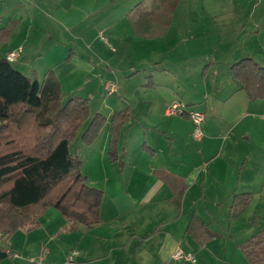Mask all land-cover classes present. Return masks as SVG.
<instances>
[{
    "label": "crops",
    "instance_id": "1",
    "mask_svg": "<svg viewBox=\"0 0 264 264\" xmlns=\"http://www.w3.org/2000/svg\"><path fill=\"white\" fill-rule=\"evenodd\" d=\"M214 1L211 13L220 17L225 11L243 13L249 3L226 0L220 7L221 0ZM139 2L144 11L137 21H130V10ZM259 2L253 8L262 18L255 23L258 37L264 34L260 31L264 27V3ZM157 5V0H0V29L18 21L9 39L0 42V58L21 47L15 68L38 80L52 70L64 96L76 97L74 94L82 91L95 99L101 89L107 91L106 83L111 79L122 85L117 93L121 107L108 112L109 117L96 113L104 116L106 123L86 153L91 164L85 171L82 167L87 184L103 192L100 223L69 229L58 210L49 207L37 228L18 230L8 239L0 235V247L10 251V257L0 259V264H62L73 250L77 254L72 264H189L172 259L178 246L194 254L192 264H249L239 245L264 226V180L242 177L249 171V156L242 157L241 162L237 154L221 157L225 144L216 143L219 135L213 132L211 122L203 127L206 136L197 138L199 146L190 151L184 138L192 132L191 119L166 115L169 91L178 84L169 85V81L158 78L162 62L154 61L153 52L166 41L170 48L171 38L178 36L180 40V36L172 33L170 25L162 37H139ZM128 67L131 71L124 72ZM114 70L118 76L112 75ZM207 73L205 65L200 76ZM260 103L263 106L250 114L254 121H249L255 144L264 142V99ZM139 106L147 108L141 116ZM152 108L161 110L160 121L166 119L161 127L150 119ZM122 110H129L130 116L120 130L117 160L112 162L107 155L109 119ZM203 114L206 117V112ZM181 182L185 189L177 205L173 195ZM246 192L251 195L248 205L231 220L233 196ZM194 216L213 234L203 244L187 232Z\"/></svg>",
    "mask_w": 264,
    "mask_h": 264
},
{
    "label": "trees",
    "instance_id": "2",
    "mask_svg": "<svg viewBox=\"0 0 264 264\" xmlns=\"http://www.w3.org/2000/svg\"><path fill=\"white\" fill-rule=\"evenodd\" d=\"M179 0H157V9L141 38L162 37L167 32ZM142 2L130 10V21L143 13ZM10 21L0 29V42H6L17 27ZM6 56V55H5ZM0 58V235L8 239L18 230L39 226V218L53 207L66 219L69 229L77 225L90 228L100 223L103 192L87 184L78 156L69 146L77 130L89 118L88 100L64 95L52 70L41 80L28 77ZM239 89L250 101L264 99V66L244 56L230 65ZM129 110L114 112L109 119L107 155L116 158V145ZM106 118L95 114L81 139L87 146L99 135ZM183 182L175 187L174 202L179 205ZM251 199L250 193L235 194L229 218L235 220ZM187 232L203 244L213 237L197 217H192ZM249 264H264V226L239 245ZM10 257L0 247V259Z\"/></svg>",
    "mask_w": 264,
    "mask_h": 264
},
{
    "label": "rangeland",
    "instance_id": "3",
    "mask_svg": "<svg viewBox=\"0 0 264 264\" xmlns=\"http://www.w3.org/2000/svg\"><path fill=\"white\" fill-rule=\"evenodd\" d=\"M210 1L180 0L174 11L175 14H172L170 24L172 33L179 35L180 40L178 36H174L171 38L170 48L167 47L170 45L166 41L164 46L157 47L153 52L155 54L154 61L162 62L161 67L157 69L158 78L169 81V85L175 82L178 84L169 91L171 96L169 103L177 99L184 104L194 106L202 113L206 112L205 121L203 120L201 124L202 135L203 138L206 136L203 131L204 125L211 122L213 132L219 135V140L216 143L219 146L222 143L225 144L221 157L224 158L228 155L233 157L237 154L238 162H241L242 157L249 156V171L243 172L242 177L244 179L248 177L251 181H254L256 177H260L263 181L264 142L259 144L253 142L252 126L250 124L254 121L250 114L256 112L259 106H263V103H260L263 102V99H259L260 101L254 103L246 101L244 92L239 89L238 84L230 74L229 66L246 55L253 57L259 65L264 66V34L258 37L259 31H256L258 26L255 24L262 21V18L253 12L254 6H257L259 1V3H264V0H248L249 3L244 5V12L250 10L249 14L225 11L221 17L216 12L211 13L215 10L216 1ZM225 1H220V7L226 5ZM236 8L237 6L234 9ZM150 10L151 5L147 9L148 14ZM262 10L264 12V6ZM263 30L264 27H261L260 31ZM16 63L17 60L11 64L15 67ZM118 63L117 65H119ZM205 65L208 73L206 76L201 77L200 73ZM114 68H117V66ZM130 69L128 67L124 72H129ZM155 71H152L153 75ZM106 74L109 75L108 72ZM25 75L33 78L27 72H25ZM112 75L118 76L119 72L114 70ZM120 75H122V72ZM111 82L115 83L116 86V91L113 94H108L107 91L102 89L95 99L87 98L82 91L74 94L76 97L89 99L90 117L78 128L77 136L69 146L71 154L79 156L81 170L83 167V171L91 163H88L86 157L90 145L87 146L83 143L81 135L86 131L91 118L97 112L109 117L108 112L121 107L120 102L117 101V93L122 87L121 82L119 83L116 79H111ZM71 95L66 94L63 101L72 97ZM159 95L162 96L163 94ZM144 110H147V108L139 106L138 113L140 116ZM234 112L236 113L233 114ZM149 116L151 121H154L153 123L159 127L166 122V119L160 121L162 117L161 110L155 111L152 108ZM240 118L243 119L240 120ZM262 122L264 123V117ZM147 137L149 138L148 134ZM184 141L190 151H194L199 146V142L192 132L187 134ZM154 143H159V141ZM229 144L231 147H229ZM96 146H98V141ZM157 149L159 156H161L162 151L159 148ZM99 153L98 151L97 154L99 155ZM249 186H246L245 189H249ZM1 241L2 239H0ZM189 264L192 263L189 262Z\"/></svg>",
    "mask_w": 264,
    "mask_h": 264
},
{
    "label": "built area",
    "instance_id": "4",
    "mask_svg": "<svg viewBox=\"0 0 264 264\" xmlns=\"http://www.w3.org/2000/svg\"><path fill=\"white\" fill-rule=\"evenodd\" d=\"M100 38L105 41L103 35H100ZM22 52L21 47H17L16 49L8 52L5 56L6 60L9 62H14L20 56ZM106 90L109 94L114 93L116 91V86L112 82L106 83ZM166 115H186L191 119L193 125V135L195 138H200L202 136L201 124L204 120V114L198 110L190 109L183 102L174 99L171 103H169L166 107ZM8 254H10L9 249H5ZM77 254L76 250H73L65 259L62 264H72L73 258ZM173 260H182L185 262L194 263L196 258L192 252L184 251L179 246L174 250L172 254Z\"/></svg>",
    "mask_w": 264,
    "mask_h": 264
}]
</instances>
